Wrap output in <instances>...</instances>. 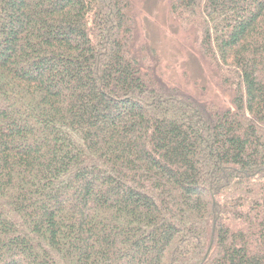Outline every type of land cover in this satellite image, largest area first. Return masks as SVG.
<instances>
[{
	"label": "trees",
	"instance_id": "trees-1",
	"mask_svg": "<svg viewBox=\"0 0 264 264\" xmlns=\"http://www.w3.org/2000/svg\"><path fill=\"white\" fill-rule=\"evenodd\" d=\"M132 7L0 0V264H264V0H168L227 104Z\"/></svg>",
	"mask_w": 264,
	"mask_h": 264
},
{
	"label": "rangeland",
	"instance_id": "rangeland-1",
	"mask_svg": "<svg viewBox=\"0 0 264 264\" xmlns=\"http://www.w3.org/2000/svg\"><path fill=\"white\" fill-rule=\"evenodd\" d=\"M135 14V44L142 52L153 50L161 58L159 70L166 81L190 95L204 100L228 103L223 94L204 74L193 50L194 33L172 20L168 0H132ZM207 94H204L207 92ZM205 91V92H204Z\"/></svg>",
	"mask_w": 264,
	"mask_h": 264
}]
</instances>
